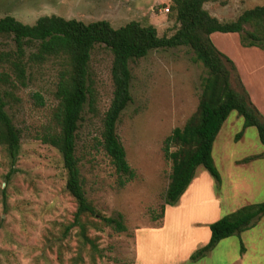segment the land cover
<instances>
[{
	"label": "rangeland",
	"instance_id": "rangeland-1",
	"mask_svg": "<svg viewBox=\"0 0 264 264\" xmlns=\"http://www.w3.org/2000/svg\"><path fill=\"white\" fill-rule=\"evenodd\" d=\"M263 4L264 0H206L205 9L221 21H231L246 9ZM170 6L171 0H0V18L13 16L33 25L40 17L57 15L85 23L106 20L114 28L137 21L154 25L163 36L172 35L178 27L171 12L164 10ZM212 40L235 62L251 100L262 102L259 111L264 116V51L242 47L238 35L215 33ZM0 49L15 50L12 38L0 36ZM34 51L28 49L27 54ZM193 57L190 48L179 47L156 49L130 62L132 101L120 116L117 134L136 177L122 187L101 145L102 122L113 97V54L103 44L94 46L89 71L97 92L96 111L85 106L76 154L88 199L101 214L122 216L128 228L117 232L102 225L89 227L97 250L81 245L77 229L63 237L77 204L66 190L61 155L40 140L54 128L61 63L55 58L28 63L27 86L15 92L17 99L7 108L21 132L13 173L7 153L0 147V264H238L245 253L242 243L247 249L242 264H264V217L240 236L226 238L205 256L193 259L205 246L206 226L210 229L204 218L207 208L182 210L190 199L207 201L210 195H219L221 219L242 206L264 201V145L257 129L245 127L236 111L230 113L214 144V160L223 180L218 182L199 167L180 202L169 206L164 230H140L160 225V219L153 218L160 216L166 203L172 162L165 158L164 141L175 128L185 125L199 104L207 71ZM233 84L236 86V79ZM36 94L42 96V103ZM244 178L252 180L256 188L239 197V202L228 201L231 195L236 197V182ZM181 213L185 222L183 232L178 233L175 222ZM79 255L84 262L78 260Z\"/></svg>",
	"mask_w": 264,
	"mask_h": 264
},
{
	"label": "trees",
	"instance_id": "trees-1",
	"mask_svg": "<svg viewBox=\"0 0 264 264\" xmlns=\"http://www.w3.org/2000/svg\"><path fill=\"white\" fill-rule=\"evenodd\" d=\"M205 3L206 0H171L170 18L178 27L172 35L163 36H159L154 25H142L137 21L114 28L106 20L85 23L57 15L40 17L33 25L24 24L13 16L0 18V36L12 38L15 43V50L0 49V147L10 160V173L15 171L20 154L21 132L7 108L11 101H16L15 92L27 86L28 63L39 64L55 58L62 66L55 94L58 104L53 112L54 128L44 133L40 140L61 155L66 190L77 204L74 219L64 228L63 237L77 229L81 245L97 250L89 236V227L97 229L102 225L117 232L128 230L122 216H105L88 199L76 154L77 131L85 106L96 111L97 92L90 81L89 69L97 44L105 45L113 54V97L103 118L101 145L119 174L122 187L136 177L117 134L120 116L132 101L130 62L156 49L188 47L194 53V62L201 63L207 71L196 111L182 128H175L164 141L165 158L172 162V171L166 203L154 221L165 216L166 206L179 202L199 167L221 181L213 156L214 144L231 112L236 111L244 119L245 127H255L264 145V116L251 100L235 62L212 40L215 33L237 34L242 47L264 51V4L246 9L235 20L221 21L205 9ZM32 48L35 51L27 54ZM233 79H236V86ZM35 98L43 102L40 94ZM262 217L264 201L243 206L222 217L210 225L208 244L192 258L205 256L226 238L240 236ZM242 248L245 251L243 243ZM78 260L84 262L81 255Z\"/></svg>",
	"mask_w": 264,
	"mask_h": 264
},
{
	"label": "crops",
	"instance_id": "crops-1",
	"mask_svg": "<svg viewBox=\"0 0 264 264\" xmlns=\"http://www.w3.org/2000/svg\"><path fill=\"white\" fill-rule=\"evenodd\" d=\"M214 35V34H213ZM212 35V36H213ZM232 35H237V34H232ZM251 93V92H250ZM249 93V94H250ZM250 98L251 95H250ZM262 101V98L260 99ZM253 101V100H252ZM253 103L255 104V106L260 110H262L261 108V103L259 102H254ZM260 110V111H261ZM263 112V111H262ZM214 152V151H213ZM214 156V154H213ZM215 161V160H214ZM216 164V163H215ZM221 175V174H220ZM222 178V177H221ZM228 178H231L232 179V176H228ZM239 176L237 175L236 179H238ZM223 180V178H222ZM221 180V181H222ZM236 182V181H235ZM232 185L234 186V184L232 183ZM254 186V182L252 180H248V179H242L241 181H238L236 182V186L234 187L235 188V192H234V195L236 197H234L233 195L230 196L229 199H227L228 201H232V202H235V201H238L239 200V197H242V195H246V194H251L253 192V190L256 188V187H253ZM198 197V196H197ZM238 198V199H237ZM240 201V200H239ZM238 201V202H239ZM180 202V201H179ZM190 204L189 206H182V210L186 209V207H190L191 209H193V211H197L198 209L200 208H207V214L204 215V218H205V222L207 223V225H211L212 223L216 222L221 216V200L219 198V195H210L208 198H207V201L204 200L203 198L202 199H199V198H195V199H190L189 200ZM236 203V202H235ZM230 204V203H229ZM249 205V204H248ZM246 206V205H245ZM243 207V206H242ZM170 207L169 206H166V210H165V216L160 219V225L159 226H148V228H142L140 230H153L154 232H161L162 230H164V228L167 226V220H168V217H169V209ZM241 208V207H240ZM239 209V208H238ZM235 212V211H234ZM201 217V216H199ZM159 221V220H157ZM156 221V222H157ZM184 217H183V214L181 213L180 214V218L176 220L175 222V226H176V231L178 233H182L183 232V227H184ZM138 230V231H140ZM137 231V232H138ZM205 231H206V236L204 238V244L202 245H206L208 244L209 240H210V237H211V231L210 229L205 228ZM246 232V231H245ZM243 234V233H242ZM222 242V241H221ZM220 242V243H221ZM219 243V244H220ZM218 244V245H219ZM201 245V246H202ZM217 245V246H218ZM247 257V249H245V253L242 254L241 257H239V260L237 261V263L239 264H242L244 263V260L245 258Z\"/></svg>",
	"mask_w": 264,
	"mask_h": 264
},
{
	"label": "built area",
	"instance_id": "built-area-1",
	"mask_svg": "<svg viewBox=\"0 0 264 264\" xmlns=\"http://www.w3.org/2000/svg\"><path fill=\"white\" fill-rule=\"evenodd\" d=\"M166 12H169V8L164 9Z\"/></svg>",
	"mask_w": 264,
	"mask_h": 264
}]
</instances>
